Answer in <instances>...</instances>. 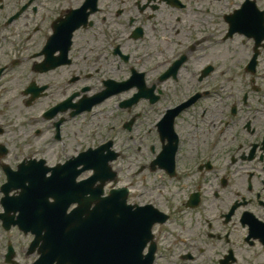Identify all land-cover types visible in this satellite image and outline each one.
I'll use <instances>...</instances> for the list:
<instances>
[{"label":"flooded vegetation","instance_id":"obj_1","mask_svg":"<svg viewBox=\"0 0 264 264\" xmlns=\"http://www.w3.org/2000/svg\"><path fill=\"white\" fill-rule=\"evenodd\" d=\"M2 121L0 264H47L30 221L109 142L128 202L167 215L154 264H264V0H0Z\"/></svg>","mask_w":264,"mask_h":264},{"label":"water","instance_id":"obj_2","mask_svg":"<svg viewBox=\"0 0 264 264\" xmlns=\"http://www.w3.org/2000/svg\"><path fill=\"white\" fill-rule=\"evenodd\" d=\"M85 189V188H84ZM93 194L96 207L77 208L62 221L59 249L52 247L51 262L59 264H149L140 255L138 218L118 195ZM86 215V216H84Z\"/></svg>","mask_w":264,"mask_h":264},{"label":"rangeland","instance_id":"obj_3","mask_svg":"<svg viewBox=\"0 0 264 264\" xmlns=\"http://www.w3.org/2000/svg\"><path fill=\"white\" fill-rule=\"evenodd\" d=\"M15 115V117H17V115L19 116V117H22L23 116V113L21 114H14ZM146 123V122H145ZM149 123V122H148ZM147 128V125L145 124L144 126H143V130H147L146 129ZM143 130H141V134H144V132H143ZM146 135H143V137H144V140H141L140 141V139H138V137H139V135H140V133L139 132H137V133H134L135 135H136V138H134L136 141H133V140H130L129 141V144H130V153L131 154H133L134 156L136 155L137 157H139L140 156V153H141V149L139 150L138 148H137V146L139 145V144H142V143H147L148 144V146H150L152 143H154V142H156V137H155V135L153 136V134H152V131H150V132H147L146 131ZM138 159V158H137ZM137 159H132L131 161H128V159H120V160H118L117 161V165L119 166L118 168H120L121 170H122V173H120V175H121V183H125L127 180H129V176H131L130 175V173L129 172H131V171H135L136 169H137V165H138V161L139 160H137ZM129 163L131 164V167L129 168L128 167V165H129Z\"/></svg>","mask_w":264,"mask_h":264}]
</instances>
